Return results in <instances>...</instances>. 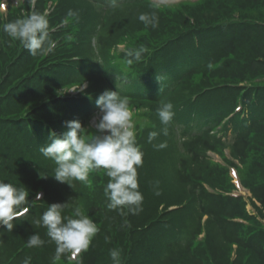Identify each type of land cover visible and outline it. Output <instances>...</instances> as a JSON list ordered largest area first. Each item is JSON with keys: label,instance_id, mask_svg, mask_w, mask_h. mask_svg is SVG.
Returning a JSON list of instances; mask_svg holds the SVG:
<instances>
[{"label": "trees", "instance_id": "1", "mask_svg": "<svg viewBox=\"0 0 264 264\" xmlns=\"http://www.w3.org/2000/svg\"><path fill=\"white\" fill-rule=\"evenodd\" d=\"M50 2L57 6L46 15ZM32 5L10 10L8 20L0 8V181L29 193L21 206L28 211L13 229L0 225V264H53L55 245L34 221L57 203L66 204L64 217L89 216L98 232L77 259L66 253L56 264H113V249L121 264H264V0L171 7L152 0H37L33 12L47 17L54 47L35 56L3 31L31 15ZM140 13L155 15L157 26L139 21ZM121 45L125 51L117 53ZM86 81L90 89L77 97L59 95ZM105 90L152 120L136 137L143 201L135 213L109 208L107 170L71 181L73 188L55 179L54 161L40 152L67 122L85 128ZM167 103L174 117L165 125L157 109ZM151 132L157 135L149 141ZM232 167L251 198L233 195ZM34 234L45 243L29 248Z\"/></svg>", "mask_w": 264, "mask_h": 264}, {"label": "clouds", "instance_id": "2", "mask_svg": "<svg viewBox=\"0 0 264 264\" xmlns=\"http://www.w3.org/2000/svg\"><path fill=\"white\" fill-rule=\"evenodd\" d=\"M115 2V0H113ZM7 5L0 0V8ZM74 13L69 11L68 15ZM139 21L153 28L157 26L155 15L140 13ZM49 21L44 14L33 12L23 18L16 19L3 25V31L13 40H19L33 56L50 52L54 44L49 39ZM140 51L135 52L139 59ZM133 53H129L132 56ZM132 60L127 61L132 64ZM103 113L96 132L85 136L84 127L79 121L66 123V131L61 137L53 138L40 148L42 155L55 163L54 177L60 183H67L75 188L71 181H85L89 173L95 169H105L110 178L105 188L109 200V208L127 207L130 212H137L143 201V194L138 190L137 168L142 165L143 152L136 144L135 132L131 123V113L127 102L117 91L105 90L95 101ZM171 103L162 104L157 109L161 123L167 125L174 117ZM157 135L149 134V141ZM164 145H160L163 147ZM158 194V193H157ZM29 193L25 188H18L11 183L0 181V225L11 231L12 221L27 213V207H21L28 199ZM66 204H51L43 212L40 219L35 220L37 227L46 228V236L55 245L52 257L56 264L64 254L71 253L72 258L91 244L98 232L97 226L89 216L67 218L62 215ZM28 247L42 246L45 241L40 234L29 236ZM113 264H121L120 252L113 249L109 253ZM24 264H29L25 260Z\"/></svg>", "mask_w": 264, "mask_h": 264}, {"label": "rangeland", "instance_id": "3", "mask_svg": "<svg viewBox=\"0 0 264 264\" xmlns=\"http://www.w3.org/2000/svg\"><path fill=\"white\" fill-rule=\"evenodd\" d=\"M2 12H4V9H3V8H2ZM146 111H147V110H146ZM146 111L140 110L139 112L146 113ZM149 119H150V118L145 119L146 124H147V125H152V120L150 119V120H151V122H150ZM229 137H230V134L228 135L227 140L229 139ZM214 158H215L216 161H219V162L221 161V160L219 159L218 156H214ZM239 194H242V195H245V196H249V195H250L248 192L243 191L242 189H241V191L239 192ZM250 209H251V208H250Z\"/></svg>", "mask_w": 264, "mask_h": 264}]
</instances>
